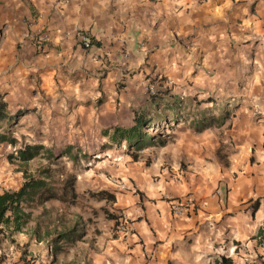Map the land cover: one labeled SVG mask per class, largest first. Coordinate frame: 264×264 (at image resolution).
<instances>
[{
	"label": "crops",
	"instance_id": "1",
	"mask_svg": "<svg viewBox=\"0 0 264 264\" xmlns=\"http://www.w3.org/2000/svg\"><path fill=\"white\" fill-rule=\"evenodd\" d=\"M150 82L197 88L214 114L234 101L226 122L200 133H213L207 149L229 144L230 155L197 161L183 146V175L160 170L159 159L130 176L140 195L121 183L124 207L137 213L129 264H216L223 255L264 264V0H0V94L9 109L28 101L53 133L109 136L134 125L136 112H158ZM180 198L186 207L176 214ZM0 264L13 263L0 256Z\"/></svg>",
	"mask_w": 264,
	"mask_h": 264
},
{
	"label": "rangeland",
	"instance_id": "2",
	"mask_svg": "<svg viewBox=\"0 0 264 264\" xmlns=\"http://www.w3.org/2000/svg\"><path fill=\"white\" fill-rule=\"evenodd\" d=\"M154 85L155 90L148 91L149 96L160 91L167 100H172V96H181L186 102L182 104L178 120L167 117L159 127H145L155 138L152 145L142 150L136 147L130 149L126 143L115 144L111 135H106L108 129L82 130L72 136L61 132V129H56L53 133L50 131L52 122L45 119L44 113H30L34 109L28 101L21 108H10L12 112L22 110V113L11 128L6 130L4 126L0 129V194L20 189L26 180L25 172L38 179L45 178L55 186L72 173L77 177V197L73 204L53 200L44 207H24L26 211L33 212V218L19 232L12 233V227L0 223V243L4 242L0 246V256L10 257L13 264H129L131 245L126 243V234L134 232L131 229L134 222L132 217H137V213L129 212L124 207L125 200L121 196L123 190L119 187L121 183L129 186L126 189L129 193L140 195L142 192L130 176H136L146 165L159 159L164 162L159 165L160 170L162 167L169 173L183 175L190 165L186 155L181 153L183 146L186 147L183 151L187 149L197 161L214 158H220L224 163L228 161L229 144L222 143L220 155L216 149L204 146L206 137L210 138L213 133L200 134L192 127L193 119L215 113L212 111L213 106H205L198 96V89L181 90L171 87L172 83L163 87L156 83ZM233 102H224L227 110H233ZM164 104L166 103L161 104L158 109L161 115L168 112ZM216 111L219 115L222 113L218 109ZM168 113L173 115L172 112ZM161 118L166 119L164 116ZM35 145L44 148L34 158L24 159L20 150ZM71 146L76 159L63 156V152L68 151ZM167 148L169 150L165 151ZM99 190L114 192L119 199L117 197L115 202L100 200L89 193ZM78 225L86 230V235L81 240L72 244L62 239L52 244L58 234L73 228L78 231ZM123 225L128 227L124 229ZM36 230H41L43 241H38L35 237ZM47 232L49 235H46ZM10 244L14 247L10 248ZM55 244H61L62 249L56 250Z\"/></svg>",
	"mask_w": 264,
	"mask_h": 264
},
{
	"label": "trees",
	"instance_id": "3",
	"mask_svg": "<svg viewBox=\"0 0 264 264\" xmlns=\"http://www.w3.org/2000/svg\"><path fill=\"white\" fill-rule=\"evenodd\" d=\"M160 87H163L164 84L159 83ZM167 94V93H166ZM164 94L154 93L151 95V99L154 100L157 104H164V108L168 112H172L173 115L170 116L168 112L159 114L155 112L153 115H150L147 111L136 112L135 114V123L131 127H120L116 126L113 129V133L110 136L111 140L115 144L126 143L127 146L131 149L136 147L138 150H142L154 143V138L146 130L147 126L159 127L164 120H167V117H172L171 119L178 120V114L182 107V104L185 102L180 96H172V100H167L164 98ZM21 111L13 114L9 109V104L5 100V94H0V129L5 126V129L11 128L21 115ZM164 116L166 119H162ZM230 117V113L227 112L226 108L222 109V113L218 116L215 114H205L200 118L193 119L192 127L195 132L201 133L215 126H220L222 123L226 122ZM107 133V132H106ZM108 135V133L106 134ZM2 134H0V138ZM164 143V140H161ZM73 146L69 148L68 151L63 152V156H68L75 158L71 152ZM44 146L35 145L27 146L24 149L20 150L21 156L28 160L32 159L39 154V150L43 149ZM221 155V152H218ZM86 155V154H85ZM25 182L20 187V189L15 191H5L0 194V223L4 226L12 227V233L19 232L25 227L33 218V212L26 211L24 207L28 206L29 208L35 207H44L48 202L56 200L64 204H73L76 202L77 192H76V182L77 177L69 173L66 179L59 185L51 184L45 178H35L29 173L25 172ZM92 197H96L100 200L107 201H116L117 197L114 192L109 190H99V191H90ZM259 206V200H256L255 207ZM118 217V216H116ZM79 227L78 231H74V228L68 232L60 233L54 238L52 244L58 243L62 239L74 244L75 242L81 240L86 235V230L83 227ZM72 231H74L72 234ZM264 234V230L260 231V236ZM46 235H49L47 232ZM35 237L38 241H43L41 230H36ZM258 237V238H259ZM56 250H61V244H55ZM23 256L21 260L23 261ZM24 264V263H23ZM25 264H32V262H25ZM216 264H233V260L225 255L221 256L220 261Z\"/></svg>",
	"mask_w": 264,
	"mask_h": 264
},
{
	"label": "built area",
	"instance_id": "4",
	"mask_svg": "<svg viewBox=\"0 0 264 264\" xmlns=\"http://www.w3.org/2000/svg\"><path fill=\"white\" fill-rule=\"evenodd\" d=\"M81 38V42L84 45V47L88 48L90 47V43L89 41L83 36H80ZM36 39V47L38 48L39 51H43L45 49V45L48 42L49 38L47 34H41L40 36H38ZM167 84L164 83V86H166ZM155 85L154 83L150 82L148 84V91H152L154 92L155 90ZM189 203V202H188ZM185 201H183L181 198L180 199H175L173 201V210L176 214H182V212L184 211V208L186 207L185 205ZM127 222V221H126ZM128 226L123 225V228L126 229ZM259 242L260 245L264 247V234L262 236L259 237Z\"/></svg>",
	"mask_w": 264,
	"mask_h": 264
}]
</instances>
